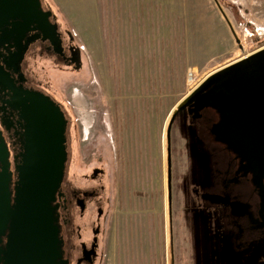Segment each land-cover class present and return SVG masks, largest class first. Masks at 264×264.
<instances>
[{
    "label": "rangeland",
    "instance_id": "obj_1",
    "mask_svg": "<svg viewBox=\"0 0 264 264\" xmlns=\"http://www.w3.org/2000/svg\"><path fill=\"white\" fill-rule=\"evenodd\" d=\"M218 1L243 49L213 0H46L82 65L48 54L31 71L69 111L74 185L104 187L98 264H241L247 252L241 235L219 230L200 199L210 194L193 182L200 154L204 175L209 169V132L197 128L207 140L197 149L180 111L167 138L179 106L264 48V0ZM93 167L105 173L88 182Z\"/></svg>",
    "mask_w": 264,
    "mask_h": 264
},
{
    "label": "flooded vegetation",
    "instance_id": "obj_2",
    "mask_svg": "<svg viewBox=\"0 0 264 264\" xmlns=\"http://www.w3.org/2000/svg\"><path fill=\"white\" fill-rule=\"evenodd\" d=\"M39 2L42 11L51 12L50 22L58 25L65 56L54 52L51 43L43 40V34L35 25L25 27L23 32L16 30L11 36L13 23H21L19 19H11L9 25L0 29L1 34L3 32L0 35V144L7 152L11 173L10 187L13 192L17 179L16 167L21 164L26 144V121L23 118L22 106L16 103L17 93L38 92L52 99L60 107L66 119L67 161L64 179L53 203L60 239L58 264H98L107 215L106 209L103 208L104 196H101L104 187L74 185L71 170L75 153L69 111L32 76L31 71L33 62L48 54H54L67 66L75 68L70 59L78 55V47L71 34L67 32L66 35L61 29L48 2ZM183 111L184 122L196 135L197 140L193 142L195 147L197 145L196 148L199 149L201 145L207 144V140H201L197 135L198 127L209 132L213 145L211 152L206 151L209 169L205 175L200 165L205 158L198 154L199 170L193 182L196 181L201 185L200 190L210 194L209 198L201 196V201L206 204L205 207L213 209L212 216L220 221L217 222L219 230L222 229L225 234L231 232L241 235V242L247 247L241 264H264V175H256L242 154L234 152L227 143L215 139L210 129L218 120L215 110L206 108L196 111L195 106H190ZM198 155L196 150V156ZM101 160L99 159V162ZM95 171H98L97 175ZM104 173L103 169L93 167L90 177L86 179L88 182H96ZM207 175L210 176V183L205 188L202 180H205L204 176ZM5 242L4 239L2 247Z\"/></svg>",
    "mask_w": 264,
    "mask_h": 264
},
{
    "label": "water",
    "instance_id": "obj_3",
    "mask_svg": "<svg viewBox=\"0 0 264 264\" xmlns=\"http://www.w3.org/2000/svg\"><path fill=\"white\" fill-rule=\"evenodd\" d=\"M213 1L239 48L243 49L219 1ZM50 16L51 12L41 10L39 0H0V29L9 25L11 19L21 21L13 23L11 36L16 30L23 32L25 27L35 25L43 34V40H48L54 52L64 57L58 25L50 22ZM76 50L78 55L70 60L78 70L82 60L81 50ZM16 103L22 106L26 121V144L21 164L16 167L13 192L7 152L0 144V264H58L60 239L53 203L65 174L66 119L52 99L38 92L20 91ZM190 106H195L196 111L216 109L224 119L227 115L244 116L245 123L241 126L256 139L250 140L253 169L264 172V48L227 67L210 79L202 92L193 94L179 106L168 124V139L178 112ZM250 122L253 124L251 130ZM167 161L171 200L170 153Z\"/></svg>",
    "mask_w": 264,
    "mask_h": 264
},
{
    "label": "crops",
    "instance_id": "obj_4",
    "mask_svg": "<svg viewBox=\"0 0 264 264\" xmlns=\"http://www.w3.org/2000/svg\"><path fill=\"white\" fill-rule=\"evenodd\" d=\"M213 110H215L218 114V120L210 126L212 135H214L215 139L227 143L230 148L234 150V152L242 154L250 166V169H252L256 175H264V172H256L253 169V165L251 163L252 145L250 140L256 139L254 137H250L246 133V128L241 126L245 123L244 116L227 115L226 119H224V116L221 115L218 110ZM250 125L252 126L249 127V130L253 127L252 122H250Z\"/></svg>",
    "mask_w": 264,
    "mask_h": 264
}]
</instances>
